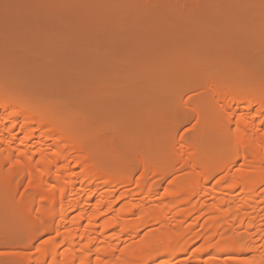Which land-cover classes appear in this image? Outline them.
<instances>
[{"label": "rangeland", "instance_id": "rangeland-1", "mask_svg": "<svg viewBox=\"0 0 264 264\" xmlns=\"http://www.w3.org/2000/svg\"><path fill=\"white\" fill-rule=\"evenodd\" d=\"M209 79L264 95V0H0V96L40 98L45 109L110 128L102 135V153L109 160H132L134 181L141 176L136 155L152 162L169 158L172 170L158 197L179 175L197 178L192 168H180L187 144L208 154L234 140L235 126L228 121L233 111L225 114L215 95L225 89ZM200 108L209 113L199 116ZM239 154L231 147L221 155L235 158L234 172ZM1 174L0 264H25L37 258L48 236L34 238V229L23 225L18 205L24 203L16 199L28 194L26 181L11 190ZM213 176L209 186L218 180ZM130 200L123 197L119 207ZM202 242L171 264H199ZM209 246L201 264L221 256L246 258Z\"/></svg>", "mask_w": 264, "mask_h": 264}, {"label": "bare ground", "instance_id": "bare-ground-1", "mask_svg": "<svg viewBox=\"0 0 264 264\" xmlns=\"http://www.w3.org/2000/svg\"><path fill=\"white\" fill-rule=\"evenodd\" d=\"M208 82L225 89L215 95L223 101L225 114L233 111L228 121L235 126L234 140L217 144L208 154L201 145L187 144L180 168H192L190 173L197 178L179 175L159 197L172 170L169 158L152 162L136 155L141 176L134 181L132 160H109L102 153V135L110 128L91 124L81 115L72 118L56 108L45 109L44 102L38 104L40 98L0 96L2 181L11 190L26 181L28 194L16 199L24 203V207L17 204L24 209L23 225L41 231L36 236L32 232L34 238L48 236L37 258L25 264H152L157 260L171 264L198 241H203L194 256L199 264L209 245L224 255L240 252L246 258L233 261L221 256L206 264H264V119H259L264 95L255 91L251 93L256 96L251 95L248 89L222 80ZM255 105L260 110L253 113ZM197 111L201 117L209 113V109ZM231 147L240 152L238 172H234L235 158L221 156ZM213 175L218 180L209 186ZM133 184L135 194L130 189ZM127 196L133 200L119 207V200ZM209 197L214 200L211 204ZM199 224L201 229L196 230Z\"/></svg>", "mask_w": 264, "mask_h": 264}]
</instances>
